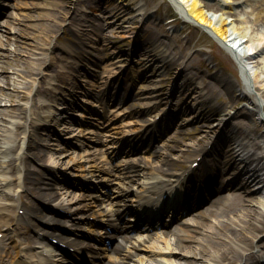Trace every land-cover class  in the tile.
Wrapping results in <instances>:
<instances>
[{
    "label": "rangeland",
    "instance_id": "obj_1",
    "mask_svg": "<svg viewBox=\"0 0 264 264\" xmlns=\"http://www.w3.org/2000/svg\"><path fill=\"white\" fill-rule=\"evenodd\" d=\"M41 1L42 0H8V2H5L8 4V7L4 12V16L0 18V84L4 86L6 96H12L13 94L18 96L21 92L19 90L22 88L21 85H24L25 88L26 83L32 80L34 73H37L41 78V76L43 77V74L46 73L47 70H51V67H49V63L51 61L46 60L47 58L43 53L46 45L50 44V47H56L61 42H68V38L75 39L68 29V15L70 11L68 4L71 0H57L58 3L55 4V6H52V9L51 7L46 9L49 12L55 13L56 18L52 21L48 20L44 16L37 17L38 13L42 9L36 6L35 2L40 3ZM145 1L149 5H152L151 10H154L157 6L158 9L151 12V16L142 23L139 21V19H141L139 14L132 10L129 11V8H127V5L129 4L126 1L119 3L120 9H118L119 12L115 16L111 17L109 14L107 15L109 21L112 22V26L108 28L106 32L100 31L105 32L104 36H108L110 38L108 40L107 38H104L105 45L102 49V55H109V50H112L110 49V46L126 49L134 29L137 30V26L142 25L144 29H152L154 33L155 31L160 32L162 29H166V25L171 26L173 28L174 35H178L182 40L191 38L192 41L191 43H186V46L184 47V49L186 48L184 51L185 60L183 61V64L185 65L184 69L199 70L208 62L216 63L214 67L220 70L217 73L218 75H227L232 80L236 81L238 85L242 87L241 89H243V86L248 85L246 86L247 90H245L247 91V94L243 93V91L240 93L238 90H234L235 92H233V89L231 88L232 94L237 97V103H234V105L237 106L236 109H240L242 112L247 113V107H251L249 100L252 101L254 98H257L264 101V95L262 94L264 91V65L262 63L263 56L260 55L255 57L253 60L244 62L242 65V70L240 71L239 65L234 62L225 49L219 45V35H217L213 30H209L204 28L203 25L197 24V20L188 14L187 9H185L181 3L180 5H176L173 0ZM197 1L205 13H207L210 17H215L216 19L226 18L228 22L227 27L232 35L236 34V32L244 34L245 31H249L247 27H244L246 24L244 21V11L247 12L248 16H246V19L249 21V16L254 14L251 11V7H244V4L238 3L239 5H236V12L233 13L225 12L223 8L219 9V3H231L234 2V0ZM160 2L162 4L159 5ZM88 3L91 4V2ZM111 9L112 8H109L110 11ZM181 10H183L184 14ZM172 14L174 15L173 22L166 21L167 17L171 16ZM41 21L50 22L48 25V35L43 40L41 35L43 34L44 28L40 31L33 27V23H39ZM99 24L102 23L99 22ZM182 25L185 29H183V27L181 29ZM252 34L254 41L244 42V45L247 46L248 49H251L253 44L258 42L261 38V33L253 32ZM98 46H100V44H98ZM207 53H211L212 57H209ZM214 57H216V59ZM109 66L113 71L116 69L115 63H111ZM200 73L202 74L200 78L204 80V83L206 84L208 76L203 75L202 70ZM244 75L246 78H248L247 83L244 82L245 84L242 82V76ZM81 81L83 84L88 85L85 83V80L82 79ZM170 81L171 77H169V75L163 74L162 81L157 82V84L162 88L159 89V91L162 92V95L164 96L166 92H169L168 84ZM211 84L214 85V81H212ZM8 88L12 90H9ZM27 88L28 87L26 86V89ZM234 89H236V87H234ZM138 104L143 105L141 104L140 100L130 102V105H134V107H136ZM260 112L264 114V107ZM257 125L259 132H262L264 129L263 123H257ZM204 134L205 131L202 132L201 130H197L191 136L183 137L181 142L192 144V142H194L193 140L195 136L200 139V142H203L205 137L201 136ZM181 142H178L177 144H181ZM60 150L61 149H59V153L62 154L61 156H63L62 158L64 161H72L73 159L78 160L79 153L74 149H66L64 152ZM85 153L86 151L83 152V157H86ZM47 157H50V155H45V160ZM50 160L52 161L53 158ZM60 165L63 166L66 164L62 163ZM68 166L69 165L65 167L71 168ZM246 206L253 207V204L251 203L250 205ZM240 216L243 218L244 214ZM208 223H211V221H208ZM203 233H205V231L196 233V235L201 237ZM212 241L213 240H211V242ZM191 245L193 251L197 253V256L199 257L195 258L193 256H185L180 252L177 253V264L205 263V261H199L200 257L209 258V249H213V247L209 244V246H206L204 243L199 241H193L191 242Z\"/></svg>",
    "mask_w": 264,
    "mask_h": 264
},
{
    "label": "bare ground",
    "instance_id": "obj_2",
    "mask_svg": "<svg viewBox=\"0 0 264 264\" xmlns=\"http://www.w3.org/2000/svg\"><path fill=\"white\" fill-rule=\"evenodd\" d=\"M128 4H130L131 6H136L137 8H143L144 12H146L148 9L147 5L142 1V0H125ZM175 3L179 4L180 3L185 7V9H187L188 14L191 17H194L195 19H197L198 23L203 24L205 26L210 27L211 29H213L220 37V39L224 42V44L227 46H229V44L231 45V48L234 47L235 50L238 51V53H240L242 56H248V48L247 46L244 45V42H246L247 40L253 39L252 38V33L251 34H240L238 32H236V35H232V33L229 31L228 29V22L227 19L224 18H215V17H210L207 13H205V11L203 10V8L200 6V4L198 3L197 0H174ZM235 3H246L249 4L251 6V9L254 10L255 12V16L253 17V23H256V25H262L264 27V0H234ZM58 1L57 0H42L40 3L35 2L36 6H38L40 9H42L38 15V16H44L46 17L48 20L52 21L53 19H55V13L53 12H49L48 10H46L47 8L52 9V6H55V4H57ZM33 4V3H32ZM71 4V1L70 3ZM68 6H71L69 5ZM228 6L230 8H234V6H232L231 4H228ZM182 13L184 14L183 10H181ZM118 13V10H115L114 15H116ZM255 20V21H254ZM49 21H41V22H35L33 23V27L37 28L38 30H42L43 28V34L41 35L42 40L44 38H46V36L48 35V25H49ZM252 27V26H251ZM260 27V26H258ZM255 28V27H252ZM247 36V37H245ZM264 43V42H263ZM262 40L258 41L257 44H254V49L256 50V55H260V53L264 52V45L262 46ZM158 48V49H157ZM162 49L161 46H157L156 48H154L153 52H150L148 55H151L150 59H153L155 56L154 54H160L163 55V60L159 61L160 62V66L153 67V72H157L159 68H161L164 64H165V58H168V55L165 54L164 50H160ZM33 54V53H31ZM146 55V54H145ZM143 58V56H141ZM250 57V56H248ZM155 59V58H154ZM262 63L264 65V59H262ZM168 65V64H166ZM142 69V67L140 68ZM138 72H140V74L138 75H133L132 77L135 78H140L141 76V71L139 70ZM34 79V78H33ZM229 83V82H227ZM230 84V83H229ZM191 86V84H190ZM199 87V86H197ZM41 87H39L37 90H40ZM25 91V90H23ZM27 92L29 93V91L27 90ZM2 93H0L1 95ZM262 94L264 95V91L262 92ZM25 96L26 100L28 101V99L30 98V93L29 94H23L21 97ZM1 97V96H0ZM15 100L12 98L11 102H14ZM18 101V100H16ZM253 109H251V111L253 113H257L258 114V119H260V121L264 124V116H262L260 114V112L258 113L259 109H262V107H264V101L262 102L260 99H256V100H252L251 102ZM2 108V107H1ZM0 108V115H2V113H4V111ZM21 110H23L21 108ZM250 111V112H251ZM251 112V113H252ZM253 115V114H252ZM1 121H0V125H2L4 122V120L6 121H11V119H6V115L5 116H0ZM8 124H3L2 129L6 132H8L9 134H11V126L13 127V122H10ZM21 126L20 124L16 123V127ZM15 126V125H14ZM218 125H216L214 128L217 129ZM13 129V128H12ZM22 130L21 133V141H20V148H21V152L18 151V153L20 154H27L30 153V151L28 150L27 152H25V142H26V134L25 131L26 129L24 127L20 128ZM72 130H74V132L77 130L76 126L72 127ZM242 132H244V129H242ZM237 133H239L237 131ZM261 137L263 139L264 142V132L263 134H261ZM4 141H0V150L2 149L1 146H4ZM234 142V141H233ZM233 142L231 143L233 145ZM241 144V143H240ZM245 145V144H244ZM244 145L242 147H244ZM240 147L236 152H238L239 150H241V152L238 154H240L242 157L245 156V158H248L246 156L247 152H246V148H242ZM263 147V151H264V145ZM198 149V148H197ZM197 149L195 148V151H197ZM244 151V155H242ZM32 152V151H31ZM17 152H15V155L13 158H10L7 162H5V159L3 157V154H0V212H4L8 210V206L10 205L11 202V206L14 205V207L18 206V204L15 203V201L13 202V197L14 195L12 194H8L7 191L5 190L6 188H8L9 183L11 182L10 179H8L6 176H4V170L8 167V165L10 164L12 167H17V169L15 170L16 172V177H15V181H16V187H22V185L27 184V182L31 181V177H29V175L27 174L28 172L24 171V167H27L25 164V160H23V157L19 160L16 161V159L19 158L18 155H16ZM34 155L36 157H39L38 154ZM59 158V157H58ZM264 159V153L262 155V158ZM60 159L57 160V162ZM19 161V162H18ZM21 161V164L24 165H19ZM168 158L166 156H161L159 163L154 166V167H150V166H141L140 164H136L134 165L129 163L127 165V169H126V178L130 180L136 179L137 183H139V185L137 186V188L133 189L131 187V184L126 183V189H120L118 191H115V193L112 196H117L118 198H120L121 200H123V197H126L130 191H133V195H132V200L134 202H132V204L135 207V211H137V207L140 206V203H142V201L146 202L145 196H144V192H148L149 195L153 194L154 192H163L166 190L167 187H169L171 184H174V180L168 181V184L164 183L162 186H160L157 189L151 188V187H158L157 186V181L153 180V178H157L160 175H170L172 172V169L170 168V163H168ZM69 163V161L66 162V164ZM251 163V162H250ZM264 164V162H263ZM4 167H6L4 169ZM252 174L250 175V177H252V180H258V182L263 183L262 187L264 188V178L260 177L257 172L258 169L252 167ZM3 170V171H2ZM37 176V182L33 181L31 184V186H34V184H36V188H37V193L39 192H43V193H47L45 192V188L43 185L46 184V182L43 180V177L41 175H36ZM46 176V175H45ZM47 178V176H46ZM127 181V182H129ZM29 184V183H28ZM38 184V185H37ZM131 187V188H130ZM141 189V191L139 192V190ZM48 196H52L51 193H47ZM264 194H261V197H263ZM258 197L257 198V202L259 200L264 201V197L261 198ZM4 200H7L6 202H3ZM256 201V200H255ZM3 202V203H2ZM243 201L240 200L237 196L235 195H231V196H227L224 199V207L223 209L219 212V213H213L212 210H209V213H213L216 217H218L220 220L217 221V223L215 224V229L211 228L209 229L211 232H213L216 235H225L224 238H226L225 242L221 241V240H216L214 242L215 246L213 248V254L217 257V260L220 262L223 259H228L227 256L229 257L228 262L229 264H232L231 260L234 259L236 256L238 258V256L241 258L244 255V258L249 257L243 264H249L251 259H255L258 254L256 252L251 251H238V250H233L231 244H238L239 247H244L246 249V244L248 240H252L254 238V236H256V228H259L260 226L258 225V223H256V218L252 220H250V216H252L253 213H255V210L253 212L249 211V208L243 207L242 205ZM76 209L78 208H73V210L76 211ZM113 210V211H111ZM119 209H105L101 211V218L102 220L104 219L106 222H111L112 221V216L113 214H116L117 211ZM240 211L242 214H244V217H248L247 220L244 219V217L242 218L240 215V212L237 213V211ZM257 214L260 212H263V210L260 208V210L256 209ZM232 214V215H231ZM240 214V215H238ZM238 215V216H236ZM17 215L13 214V218H16ZM135 216V215H132ZM257 217H263V214H259ZM1 220V219H0ZM10 224V222H4L5 228H7L6 226ZM249 229V234L247 233ZM179 232L181 234H186V235H181L182 237H180L181 239H195L197 238L195 235H192L191 233H189L188 229H181L179 230ZM252 236V237H251ZM166 246L164 247H160L158 250L163 251V250H167L170 249L169 251H171L172 249H179V247H169V243L166 242V237H163ZM180 238H176L175 240L178 241L180 240ZM251 246V243H250ZM247 250V249H246ZM186 251L188 252H192L190 249H186ZM230 251L232 252L230 255ZM185 252V251H184ZM186 253V252H185ZM253 253V254H252ZM236 255V256H235ZM125 257V255H124ZM3 262V258L0 256V264H2ZM115 262H118V264H121L123 262V260H119L117 261V258L113 259V264Z\"/></svg>",
    "mask_w": 264,
    "mask_h": 264
}]
</instances>
